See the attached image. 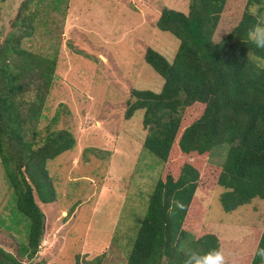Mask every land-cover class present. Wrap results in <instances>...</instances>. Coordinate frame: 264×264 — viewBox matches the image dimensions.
<instances>
[{"label": "trees", "instance_id": "16d2710c", "mask_svg": "<svg viewBox=\"0 0 264 264\" xmlns=\"http://www.w3.org/2000/svg\"><path fill=\"white\" fill-rule=\"evenodd\" d=\"M189 1L188 14L165 8L156 24L180 42L174 60L153 48L144 55L164 79L162 92L134 89L127 102V120L145 112L144 148L164 163L127 264H183L189 253L221 250L219 236L204 227L206 209L198 195L214 188V175L225 189V212L264 200V49L248 38L264 18V0ZM33 19L22 16L21 38L33 33ZM14 35L0 53V158L15 206L9 222L0 220V236L18 249L12 254L5 249L12 242L0 244V264H33L48 228L37 200L54 207L59 198L48 163L72 150L75 140L68 131H48L39 140L32 129L45 117L56 56L22 49ZM212 156L224 162L215 167ZM254 238L255 252L231 264H264V228H256ZM56 258L42 264H74ZM94 261L101 264V256ZM75 263L81 264L80 257Z\"/></svg>", "mask_w": 264, "mask_h": 264}, {"label": "rangeland", "instance_id": "374dc122", "mask_svg": "<svg viewBox=\"0 0 264 264\" xmlns=\"http://www.w3.org/2000/svg\"><path fill=\"white\" fill-rule=\"evenodd\" d=\"M26 1L0 4V53L15 33L22 49L56 56L45 117L32 129L39 133V140L48 131H68L75 140L72 150L48 163L59 198L54 207L37 200L48 228L33 264L53 261L57 255L56 260L67 259L66 263L76 264L80 257L81 264H97L94 260L101 256V264H127L164 168L144 148L145 112L138 111L127 120V102L134 89L162 92L164 79L144 61V55L153 48L174 60L180 42L159 31L156 24L165 8L188 14L190 1L33 0L25 5ZM25 14L34 15V28L21 38L17 24ZM14 61L20 62L19 57ZM223 162L219 156L210 160L215 167ZM214 176V188L199 192V203L206 209L204 227L219 236L220 251L226 264H231L255 252L254 231L264 228V200L227 213L221 205L225 189ZM14 206L0 158V220L9 222ZM19 228L24 232V225ZM10 242L0 236L4 247ZM13 245L6 251L17 252Z\"/></svg>", "mask_w": 264, "mask_h": 264}, {"label": "clouds", "instance_id": "9594fccd", "mask_svg": "<svg viewBox=\"0 0 264 264\" xmlns=\"http://www.w3.org/2000/svg\"><path fill=\"white\" fill-rule=\"evenodd\" d=\"M248 38L259 49H264V18H259L248 32ZM259 254L264 256V250ZM183 264H226V258L222 251L212 250L204 254L189 253L183 261Z\"/></svg>", "mask_w": 264, "mask_h": 264}]
</instances>
